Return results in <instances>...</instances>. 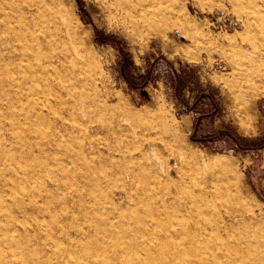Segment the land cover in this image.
Wrapping results in <instances>:
<instances>
[{"label": "rangeland", "instance_id": "rangeland-1", "mask_svg": "<svg viewBox=\"0 0 264 264\" xmlns=\"http://www.w3.org/2000/svg\"><path fill=\"white\" fill-rule=\"evenodd\" d=\"M13 1L39 11L50 39L43 58H64L58 71L87 115L65 123L63 86L41 82L31 127L0 90V239L13 244L0 252L15 264L27 255L264 264V0ZM88 120L125 129L94 135ZM139 154L140 183L116 185L117 165ZM157 196L173 202L160 212L148 204ZM221 213L233 220L222 223ZM192 220L207 228L203 246L174 248L193 234L181 239L174 224Z\"/></svg>", "mask_w": 264, "mask_h": 264}, {"label": "bare ground", "instance_id": "bare-ground-1", "mask_svg": "<svg viewBox=\"0 0 264 264\" xmlns=\"http://www.w3.org/2000/svg\"><path fill=\"white\" fill-rule=\"evenodd\" d=\"M25 9L19 7L18 3H15L13 0H0L1 93L7 105L9 107L18 108L20 110V118L28 122L30 126L33 127L34 119H31L32 115L30 113L34 112L39 105L35 98L36 87H33V85L41 82L47 86L61 84L63 86L64 94L68 96V100L67 102L65 100L62 111L66 112V114L70 116V120L68 119L67 122H64L71 125V123L77 121L76 119L87 115L86 105L77 102L74 92L72 91L71 87L68 86L69 84L66 83L67 80L61 76L60 72L58 71V66H62L64 64V58H61L59 55L51 54L47 61L44 60L41 45L50 44L49 35L45 29L39 27V24L36 21L39 11L37 9L36 11H32V8ZM12 64H14L15 67H12ZM107 101L108 97L105 99V102ZM103 108L105 110H109L107 107ZM100 123L101 125H96V123L91 122L90 120L86 121V128L90 129V131L87 133L92 132L94 135H98L102 129H105L103 127L106 126L107 133L111 132V134L115 136L116 126L122 130L125 129L121 126L120 122H117V124H114L113 121H104ZM131 131L135 138L137 129L131 128ZM91 146L92 145H90V147ZM93 148L94 147H91V150ZM85 152L87 154H93L92 151L86 150ZM193 157L197 160L199 159L197 156L193 155ZM132 159H135V161H127L123 165H117L116 175L114 178L116 185H121L125 188H128L134 184H137V182L140 183V170H147L146 165L143 164V154H139V156L135 158L132 157ZM206 166L211 167V163L208 162ZM227 168L232 170L233 179L236 180L238 175L234 169L230 168L229 165L221 166L222 170ZM171 175V169H167L166 176L168 179ZM152 177L155 179L154 176ZM230 183L231 181L229 178H226L227 187H230ZM227 189L233 191V189ZM210 193L211 189L206 187L204 194L205 197L207 198ZM233 194L238 201L242 197L241 190L239 188L236 191L234 190ZM127 197L130 198V195ZM172 202L173 200L170 198H164L160 196L148 200V204H157L158 211L160 212H163V210L166 209L167 203ZM121 204L122 203H120V205ZM185 207H189V205L185 203ZM196 213L201 215L199 210H197ZM218 220L224 224H227V222L232 221L233 218L230 214L228 215L226 213H221L218 216ZM178 226L179 228L177 229L176 225L174 224V229L171 231V233L179 234L181 239L185 238L184 235H186L188 231H193V234L188 235L185 240L175 242L174 248L183 249V251L186 252H193L203 246L204 242L202 239H204L207 234L206 226L201 225L198 220H192L190 226H186L185 224H180ZM2 246H8L11 248L13 244L6 239H0V247ZM259 247L263 248V246L259 245L258 241H256V254ZM23 248H25V246ZM15 261L14 255H11V259L9 260L7 259L6 253L0 252V264H15ZM19 263L52 264L53 262L49 260L40 261L37 257L27 255L23 259H20ZM140 264H143V262Z\"/></svg>", "mask_w": 264, "mask_h": 264}]
</instances>
